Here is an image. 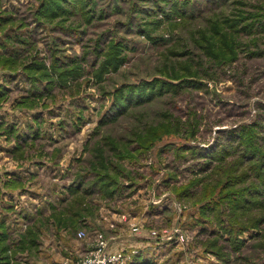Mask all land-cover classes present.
<instances>
[{"label":"rangeland","instance_id":"obj_1","mask_svg":"<svg viewBox=\"0 0 264 264\" xmlns=\"http://www.w3.org/2000/svg\"><path fill=\"white\" fill-rule=\"evenodd\" d=\"M1 3L11 21L0 27V53L18 52L27 66L42 59L52 77L34 84L24 66L0 67V87L8 89L0 123L16 131L0 130V238L9 264L77 259L99 235L109 251L134 250L135 264H264V224L241 232L245 243L233 252L219 228L232 218L228 206L200 213L230 191L217 169L239 158V131L257 133L264 146V30L256 38L247 25L264 20V0H78L63 19L47 21L36 18L35 0ZM227 17L241 19L237 31L220 23ZM211 20L221 33L204 53L197 45ZM113 41L122 58L99 79L101 59L118 62L106 54ZM52 51L68 66L77 57L81 74L60 81L49 68ZM152 82L154 95L145 96ZM127 85L144 96L122 108L115 102ZM23 97L32 106L19 104ZM77 171L90 190L72 199ZM99 174L107 190L93 183ZM175 187H187L188 198ZM31 228L33 245L25 241Z\"/></svg>","mask_w":264,"mask_h":264},{"label":"trees","instance_id":"obj_2","mask_svg":"<svg viewBox=\"0 0 264 264\" xmlns=\"http://www.w3.org/2000/svg\"><path fill=\"white\" fill-rule=\"evenodd\" d=\"M76 1L78 0H35V3L32 4L34 7V13L37 19L39 20H48L49 18H54L56 15H59L62 19L70 13V8L67 5L69 3H73L75 5ZM87 6V4L85 5ZM83 6L82 9L85 7ZM76 13L79 12V9L75 11ZM85 12V11H84ZM5 9L2 8V3L0 0V27L6 26L5 23L11 21V17H4ZM181 13V12H180ZM169 15V13H167ZM252 14V13H251ZM234 16H238L235 14ZM241 19H236L234 17H227L224 18V21H221L220 23H226L227 27L231 29V27L234 29L236 25L240 24ZM220 23H216L214 20H211L210 23L208 24V30L206 32H201V38H203L204 42L202 41L198 43V47L201 48L202 52L204 53H210L209 49L214 45L213 41V36L214 35H219L221 32H218L217 30L219 29ZM247 25L251 26L252 31H256L255 37L257 38L258 32L263 31L264 29V20L261 18H257L254 20H251L250 23H247ZM250 29V31H251ZM237 31V30H236ZM234 32V31H233ZM101 47V43L99 44ZM103 50V49H102ZM122 45L121 43L118 42H112L106 51V54L109 56H114L117 58L118 62H110L107 59H101L99 65H97V68L95 69L94 73L99 74V79L102 78L104 68H109L110 65L114 66L116 68L117 63L120 62L122 55ZM55 52L52 51V58H51V63L50 67L55 73L56 77L64 82L69 76H79L81 74V71L78 69L79 66L73 67V64L76 63V59L73 61V63L68 66V62L66 60H62L61 63L59 62L58 57H55ZM103 55V53H102ZM253 55V54H252ZM215 56V55H213ZM71 62V61H69ZM24 66L25 70L27 71V75L29 74L31 77V80L34 84H36L41 78L47 77L52 79L51 73L48 69V66L46 65L45 61L40 59L37 61H34L30 66H27L25 64V60L21 59V56L19 55L18 52H12V53H0V67L8 70H16L17 68ZM156 82L149 83L147 85V88L149 90L147 91L148 93L145 95L152 94L153 88L155 87ZM137 86H130L127 85L125 88L128 89L126 91L127 93L123 95L122 97L119 98L118 101L115 103H118L119 106L122 108H125L129 104V100H132L134 96H136V99H140L143 97V94H137L133 91L134 89H138L139 91H142V89L136 88ZM145 88V87H144ZM122 89V88H121ZM7 87H0V100L2 98H5L6 93H7ZM134 92V93H133ZM119 93V95H121ZM29 97H23L19 104H28L27 102L29 101ZM32 103L30 102V106ZM11 126V125H10ZM252 127V126H251ZM5 132H16L15 129L12 127L6 128L4 127V123H0V130ZM19 133L16 135L17 138L19 137ZM250 136H247L246 133H242V129L238 133V147L241 148L240 150V156L238 159L234 160L232 163L229 164V166L225 169H222L221 167L218 168L220 172L218 175L220 176V179L225 178L223 183L221 184L222 186L227 187L230 191H228L225 195H222V197H219L218 199H211L207 203H204L200 207V213L204 217L208 214L209 211H215L216 207L219 206L222 203H225L228 208L231 211L232 218L230 222H226L227 225L223 227L222 224L219 221V228H223L225 230L224 233L228 235L226 237V241L230 243V249L233 252L237 251L239 247H241L245 242L239 237V234L243 231H248L251 228L261 226L264 224V146L263 143L260 141L259 136H257V133H250ZM130 139L125 140L122 139V145H127ZM110 144V149L115 151L117 147H115L112 143ZM22 146L17 145L15 151H20L21 152ZM96 154L100 155H95V158L98 160L97 164H99L102 168L103 164V151L99 152L96 151ZM223 157V156H221ZM220 158V157H219ZM221 159V158H220ZM252 162L248 164V168H246L244 165V169L238 168V163L240 162ZM229 163V162H228ZM248 163V162H247ZM246 168V169H245ZM255 169L257 170L258 174L262 177L261 184L258 182H253L251 180L252 173L251 170ZM238 170L237 173H233L234 171ZM75 180L69 184L68 186V191L72 194V199H76L81 193L89 192L90 189H86L85 183L87 184V177L85 173H79L78 171L75 173ZM97 180L94 181L97 186L100 188L106 189L108 188L109 184H106L103 182V174L96 175ZM78 180V182H77ZM202 181V179H199ZM11 181L19 183V181L12 179ZM219 184V183H218ZM237 187H234L236 186ZM218 186V185H217ZM216 186V187H217ZM98 187V188H99ZM215 187V188H216ZM175 190H177V197L179 198H188L189 193L186 191L187 187H175ZM112 190V189H111ZM68 204V203H67ZM66 204V205H67ZM64 205V206H66ZM254 209L257 211L254 212ZM57 210L56 206H53V211ZM247 212H254V213H260L259 216H255L253 213L252 215L246 217L244 221H241L242 219V214H245ZM73 214L75 215V211H73ZM1 227V224H0ZM263 231V229H262ZM221 233L217 232L215 233V236L220 235ZM263 234V235H262ZM1 235V234H0ZM34 231L29 229L28 231V237L25 238V241L29 245L34 244V239H33ZM224 238V237H223ZM258 238L262 239L264 238V233H258ZM6 235H2L0 238V264H9L8 256L6 253H4L7 249L6 245ZM211 246H216V239L210 241L209 243ZM232 246V247H231ZM216 254L219 257L226 256L224 254L225 251L223 249L225 248L224 245L222 249L220 250V247L217 246ZM221 254V255H220ZM144 264H153L152 262L144 263Z\"/></svg>","mask_w":264,"mask_h":264},{"label":"built area","instance_id":"obj_3","mask_svg":"<svg viewBox=\"0 0 264 264\" xmlns=\"http://www.w3.org/2000/svg\"><path fill=\"white\" fill-rule=\"evenodd\" d=\"M134 250H108V242L99 235L95 244L90 246L77 259H63L59 264H132Z\"/></svg>","mask_w":264,"mask_h":264},{"label":"crops","instance_id":"obj_4","mask_svg":"<svg viewBox=\"0 0 264 264\" xmlns=\"http://www.w3.org/2000/svg\"><path fill=\"white\" fill-rule=\"evenodd\" d=\"M0 178H2V175L0 174ZM10 180H12V178L10 179ZM19 182H21L20 180H18ZM6 188V187H5ZM5 190H7V189H5ZM0 191L2 192V200H4V198H5V193L1 190V187H0ZM120 244V242L119 243H117V245H119ZM120 247V246H119ZM146 260H149V259H146ZM145 260V261H146ZM144 261V262H145ZM144 262H141V263H139V264H144ZM149 262V261H148ZM147 261L145 262V263H148ZM132 264H135V263H132Z\"/></svg>","mask_w":264,"mask_h":264}]
</instances>
